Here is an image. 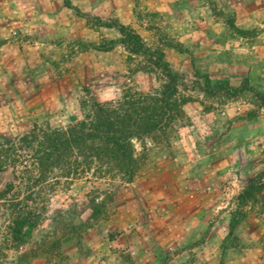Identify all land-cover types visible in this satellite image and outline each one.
<instances>
[{"label": "rangeland", "instance_id": "374dc122", "mask_svg": "<svg viewBox=\"0 0 264 264\" xmlns=\"http://www.w3.org/2000/svg\"><path fill=\"white\" fill-rule=\"evenodd\" d=\"M68 2L0 3V156L9 162L0 171V264L102 263L110 242L134 234L139 248L146 233L158 238L150 245L162 252L153 261L144 257L146 264H264V100L257 95L264 94V0H192L197 35L190 45L175 35L174 0ZM118 24L142 37L144 53L126 46ZM210 27L219 31L216 38L206 34ZM160 55L176 81L155 65ZM244 84L252 89L234 93ZM166 86L177 90L170 111L133 141L139 169L132 183L120 172L105 174L101 162L69 179L59 171L16 179L32 164L28 149L22 163L17 155L35 126L68 128L94 103L164 101ZM173 156H233L241 181L219 198L184 194L185 174ZM9 184L14 191L4 196ZM200 208L208 210L209 228L227 222L214 229L218 240L186 239ZM22 209L38 222L33 216L20 242L14 231ZM194 245L200 253L192 256ZM121 250V264H134Z\"/></svg>", "mask_w": 264, "mask_h": 264}, {"label": "trees", "instance_id": "16d2710c", "mask_svg": "<svg viewBox=\"0 0 264 264\" xmlns=\"http://www.w3.org/2000/svg\"><path fill=\"white\" fill-rule=\"evenodd\" d=\"M66 3L69 4L68 0ZM108 26L114 27L113 24ZM115 26L118 27L128 48L132 47L135 51L144 53L145 46L142 37L133 28L122 24ZM160 57L161 59L155 62V65L163 71L166 77L176 81L178 76L173 73L170 64L163 60L161 55ZM245 85H242L239 90H233L234 93L243 89H252ZM169 89L172 88L170 86L164 88L165 94L170 97L164 101H160V98L155 96H148L140 103L125 102L120 108H108L94 103L90 115L65 129L42 131L35 126L32 132L21 138V154L17 155L20 158L18 163L20 161L22 163L24 158L22 154L28 149L33 160L30 165L31 169L28 166L25 167L22 176L15 174L16 179L18 178L20 183L25 182L26 179L30 182L32 176L28 179L29 172L31 175L32 173L39 174L42 177L57 171L65 173L67 175L65 177L69 179L73 175L72 172L77 174L80 167H82V172L89 173L88 169H91V165L101 162L106 164V166L103 165L106 167L103 168L105 174L111 175L117 171L125 177L127 183H132L139 169L133 141L140 140L160 126L162 119L170 111V99L177 93L176 88L168 93ZM257 95L264 100V94L257 93ZM6 157L0 156V171L9 165ZM80 159L83 161L79 162ZM15 163H12V167L16 172L18 165ZM14 188L15 184H9L3 195L12 193ZM33 216L38 222V217L33 215L32 211L26 212L22 209L17 212L14 231L17 241L23 242L25 241L23 237L30 235L31 230L24 235L22 231ZM36 221L34 224L37 223ZM32 226L28 227L32 228Z\"/></svg>", "mask_w": 264, "mask_h": 264}, {"label": "crops", "instance_id": "0c3cea01", "mask_svg": "<svg viewBox=\"0 0 264 264\" xmlns=\"http://www.w3.org/2000/svg\"><path fill=\"white\" fill-rule=\"evenodd\" d=\"M4 1L5 0H0V3ZM174 2L173 11L175 15L178 14L177 16L179 19L177 20L178 24H176L177 28L174 30L175 35L177 34L176 37L180 42L188 45L197 35L196 26L194 24L196 7L192 0H174ZM162 8L166 11L167 6L162 5ZM0 11L2 10L0 9ZM15 12L16 11L14 10V12L12 11L11 13ZM185 14L187 16H185ZM1 15L2 14H0V17ZM184 17H187L189 21L184 20ZM218 32L219 31L215 27H210L208 31H206V34L216 38ZM4 37L5 36L2 35L0 31V52L5 48V45L3 44L4 42H2ZM222 37H225V35ZM209 55H211V53H209ZM0 57H2L1 53ZM172 158L178 167L176 170L185 174L181 183L184 194L198 197L201 196V193H205L208 196L212 195L215 198H219L220 196H224V194L227 195L230 190H233L236 182L241 181L238 179V172L234 169L235 159L233 156H173ZM204 200L206 199L202 198L201 201ZM219 208L222 207L219 206ZM196 209L192 214V220L189 223L188 237L186 239L189 243L196 242L202 238L206 241L210 240L211 242L213 240H218V236L215 234L216 232H214V229L217 225L225 229L223 225L227 224V222L218 221V223H214L215 225L213 228H209V221L206 219L208 210L201 208L199 210ZM150 226H152V224ZM182 232L184 233L185 231L182 230ZM141 235V245L139 248L136 246L137 242L134 239V234H128L126 237L122 236L123 238L120 239L119 242H110V247L113 249L109 251L108 258L102 263L96 262L93 264H121L122 258L120 254L122 253L123 250L121 249L123 248L126 249V252L132 254L134 264H146L144 257L147 256L152 257V261L156 260L157 257H161L162 252H157L155 247L150 245L151 242L158 240V238H154L149 233ZM226 235L227 233L224 235L222 234L220 240H224ZM204 250L209 251L207 247H205ZM188 253L195 256L197 253H200V249L194 245L192 249L189 248Z\"/></svg>", "mask_w": 264, "mask_h": 264}]
</instances>
